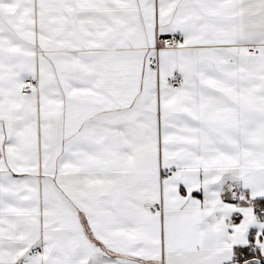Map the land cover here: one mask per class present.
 I'll use <instances>...</instances> for the list:
<instances>
[{"label": "snow or ice", "instance_id": "6c2138e0", "mask_svg": "<svg viewBox=\"0 0 264 264\" xmlns=\"http://www.w3.org/2000/svg\"><path fill=\"white\" fill-rule=\"evenodd\" d=\"M0 264H264V0H0Z\"/></svg>", "mask_w": 264, "mask_h": 264}]
</instances>
